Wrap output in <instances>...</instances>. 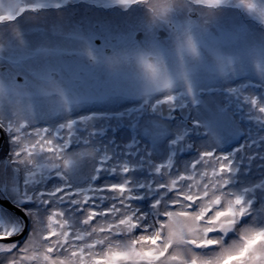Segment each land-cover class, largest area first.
<instances>
[{"label": "snow or ice", "instance_id": "1", "mask_svg": "<svg viewBox=\"0 0 264 264\" xmlns=\"http://www.w3.org/2000/svg\"><path fill=\"white\" fill-rule=\"evenodd\" d=\"M77 5L139 24L102 40L66 14ZM96 77L161 116L208 108L207 92L219 115L235 103L264 127V0H0V264H264V213L254 189L230 190L239 168L212 125H192L213 139L187 166L145 150L152 179L139 182L97 146L94 115L74 118L107 99Z\"/></svg>", "mask_w": 264, "mask_h": 264}, {"label": "rangeland", "instance_id": "2", "mask_svg": "<svg viewBox=\"0 0 264 264\" xmlns=\"http://www.w3.org/2000/svg\"><path fill=\"white\" fill-rule=\"evenodd\" d=\"M80 13L79 18H84L86 11H95L96 8L85 7L77 5L75 7ZM90 13V12H88ZM109 18H114L115 23H120L121 18L126 19L128 22V32L134 29L139 24L138 13L130 11L129 13H123L119 10H107ZM94 17H102L96 15V13H90ZM116 19H119L116 21ZM88 87L93 90L97 95L107 97V99L94 100L81 105L74 113V118H78L81 115L89 116L94 115L96 119V129L101 132V135L97 138V146L107 150L110 157L113 158L114 165L127 162L134 169V177L139 182H149L152 179L151 170L149 165L154 161H145L144 152L147 150L149 154L156 152L158 154V160L155 162H165L167 159H173L177 167H184L195 161L199 156V149L197 145L203 146L213 139L212 133L208 128L202 127L196 131L192 130V125L195 121L199 120L201 124L209 123L212 125V132L220 138L221 144H231L233 141L264 139V127H261L254 120L250 119L248 115V109L246 106H241L233 103L228 115L221 116L216 111L215 105L218 102V97L211 93H205V98L209 101L208 108H202L199 112L191 111L193 115L192 121L186 125H180L172 127L169 121H154L148 116L153 114L148 109H143L141 102L138 98L134 101L130 98L132 92L130 86L122 81L109 80L104 77H96L88 82ZM256 95H261V92L257 89ZM133 101V102H132ZM138 106V108H135ZM137 109V110H135ZM138 112L144 114V119L140 126H137V132L133 135L125 131L122 128L121 121H125L130 118V114ZM111 125L117 133V140L121 139L123 142V149L118 152L112 147L117 143V140L111 133H108ZM132 122V121H129ZM129 122H126L128 125ZM187 132L189 139L183 141V146L177 150L174 148V142L181 136V134ZM207 133V135H206ZM82 136H86L87 133L82 131ZM125 138V140L123 139ZM250 142V141H248ZM161 145H166V151H159ZM80 145H75L74 149H78ZM192 151V152H190ZM194 155V156H193ZM117 161V162H116ZM90 168H84L81 170V182L86 180ZM103 182H118L117 178L111 176L108 173H104L101 176ZM254 183L253 178L244 176V178L234 180L230 185V190L243 192L245 188L252 189L250 182ZM99 181H96V184ZM250 194L254 199L253 208L257 213H264V204L261 203V193L257 196ZM151 199V198H149ZM137 206L142 210L146 207H150V204L146 201H138ZM250 219V218H248Z\"/></svg>", "mask_w": 264, "mask_h": 264}, {"label": "flooded vegetation", "instance_id": "3", "mask_svg": "<svg viewBox=\"0 0 264 264\" xmlns=\"http://www.w3.org/2000/svg\"><path fill=\"white\" fill-rule=\"evenodd\" d=\"M96 13V15H100L102 17H94L90 13ZM67 15H70L71 18L77 22L80 26L84 28L85 31L90 33L93 36L100 37L102 40H108L110 38V34L113 31H128V22L127 20L121 18L120 23H115L114 18H109L107 10L96 8L95 11H86L85 17L79 18L80 13L76 8L70 10ZM119 19H116L118 21ZM130 31H134V29ZM130 98L134 101L137 97L135 95H131ZM132 101V102H133ZM135 108H138L136 106ZM137 110V109H135ZM190 112V111H189ZM193 113H180V109L177 110L176 113L172 114H164L161 116L159 113L153 114V116H148L151 120L154 121H169L171 122L172 127L180 125H186L192 121ZM146 119L144 114L134 112L130 114V118L121 121L122 128L125 131L129 132L131 135L136 131L137 126H140L141 122ZM132 121V122H129ZM126 122H129L127 125ZM113 125L110 122V126ZM108 133L115 135V139L117 140L116 130L111 126ZM125 140V138H123ZM250 141V142H248ZM116 151L120 152L123 149V142L121 139L117 140V143L112 145ZM219 151L224 154H231L236 162V167L239 168V172L234 177V180H239L244 178V176H249L253 178L254 183L250 182L251 188L255 190L254 194L257 196L258 193L264 194V139H254V140H243V141H233L231 144L220 145ZM117 162V161H116ZM110 183V182H109ZM103 184H107L103 182ZM99 181L97 183L98 186H103Z\"/></svg>", "mask_w": 264, "mask_h": 264}, {"label": "water", "instance_id": "4", "mask_svg": "<svg viewBox=\"0 0 264 264\" xmlns=\"http://www.w3.org/2000/svg\"><path fill=\"white\" fill-rule=\"evenodd\" d=\"M184 112L188 113L187 110H180V113H184Z\"/></svg>", "mask_w": 264, "mask_h": 264}, {"label": "trees", "instance_id": "5", "mask_svg": "<svg viewBox=\"0 0 264 264\" xmlns=\"http://www.w3.org/2000/svg\"><path fill=\"white\" fill-rule=\"evenodd\" d=\"M190 152H192V151H190ZM194 156V155H193Z\"/></svg>", "mask_w": 264, "mask_h": 264}]
</instances>
